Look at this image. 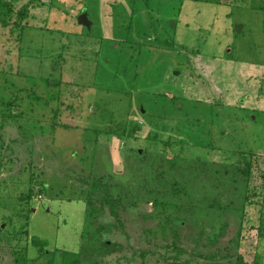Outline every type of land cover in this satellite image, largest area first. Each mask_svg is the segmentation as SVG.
Wrapping results in <instances>:
<instances>
[{"label":"rangeland","instance_id":"374dc122","mask_svg":"<svg viewBox=\"0 0 264 264\" xmlns=\"http://www.w3.org/2000/svg\"><path fill=\"white\" fill-rule=\"evenodd\" d=\"M50 5V10L30 9L35 17H30L20 40L19 31L13 34L0 26V224L6 228L8 219L14 218L2 232L0 264H20L14 251L23 250L25 240H12L10 234L22 228L28 229L29 237L49 240L48 255H38L29 245L28 264H62L59 250L99 244L89 233L100 224L110 225L103 238L117 244L116 253L102 264H164L163 254L204 263V258L191 252L228 245L240 229L244 236L239 246L233 244L235 252L251 259L256 255L264 264V232L259 229L264 224V175L235 183V206L244 203L243 218L236 209L220 213L230 198L225 182L217 196L209 185L212 182L200 184L197 176L202 172L192 167L183 174L186 186L180 188L189 195L178 200L170 190L160 193L168 191L165 198L177 204L165 205L164 196L153 197L151 181L149 190L143 187L149 171L155 176L163 164L161 137L145 136L149 130L177 135L159 129L164 124L161 114L183 113L176 103L183 105L184 113L210 110L220 116L209 126L208 121L194 118L201 124V150L187 151L190 158L198 153L209 161L210 151L220 154L222 149L227 161L241 160L242 152L264 154V0H50ZM84 11L93 23L91 29L78 21ZM162 14H169L174 25V46L171 38L162 35L163 42L155 49L156 56L169 54L158 58L157 63H165L162 69L159 72L149 62L135 65L140 80L131 86L128 81L134 71L125 77L104 66L119 55L111 45L122 44L125 57L135 53L140 42L150 45L162 32L157 21ZM151 23L157 33L145 34ZM120 57L123 64H133ZM113 72L119 84H112ZM171 74L179 77L180 85ZM49 78L55 81L51 84ZM152 82L154 95L139 89ZM121 91L131 92L132 105V98ZM11 103L19 115H10ZM88 106L96 114L91 115ZM166 107L168 111L163 110ZM122 123L126 128L117 127ZM135 123L144 127L131 136ZM169 125L171 129L176 124ZM111 130L121 135H110ZM173 151L168 150L169 157ZM98 176L109 177L113 192L128 204L120 209L119 220L109 212L97 218L89 215L91 208L84 198L94 194H83L81 179ZM201 199L208 203L196 204L194 209L187 206ZM215 199L217 205L208 208ZM208 237L216 243L210 244ZM176 240L188 251L164 248ZM141 251L147 256H139Z\"/></svg>","mask_w":264,"mask_h":264},{"label":"trees","instance_id":"16d2710c","mask_svg":"<svg viewBox=\"0 0 264 264\" xmlns=\"http://www.w3.org/2000/svg\"><path fill=\"white\" fill-rule=\"evenodd\" d=\"M18 1L19 0H16V1L15 0H0V23H1L0 26H2L4 29L9 28V30H11V33L13 34H16V32L19 31L17 38L20 40L23 37L26 27L29 24H31L30 17L31 16L35 17L34 15H32V12H30V9L32 10L35 8L46 7L47 9L50 10L52 6L50 5V0H47V1L45 0H26V2L22 3L21 5L18 4ZM29 6H31V8H29ZM146 15L151 16V14H146ZM167 15L169 14H162V17L157 19V21L159 20L158 23L162 24L161 29H160L162 31L161 33H157L158 29L157 28L155 29V27L153 28V25H154L153 23H151L150 26L146 27V30L144 31L145 34H152L153 32H156L157 35L154 37V39L151 42H149L150 45L148 46H146L144 42H140L139 44H137V46H135L134 48L135 53H131V55L128 54L127 57H125L126 53H124V50H122L123 49L122 44H121V47H118L119 45L118 43H115V42L112 43L111 46L113 48L116 47V51L115 50L114 51L118 53L119 55L116 56V60H112V61L110 60L108 64L104 62L105 64L104 66L108 65L114 68L117 72H120L125 77H128L131 71H134L135 73L132 74L131 77H129L130 79L128 81L129 82L128 84L131 86L132 85L134 86L135 84L138 83V80H140V76L137 73L138 71H136L137 65L141 67L143 64L146 63L148 66V62H149V65L151 64L153 68L157 67L160 72V69H162V66L165 63L164 64L163 62L157 63L159 60L158 58H162L168 53H165V55L157 54L158 56H156L155 49L159 48V44L163 42L162 35L165 37V39H168V40L169 38L172 39L173 41L172 46H174V41H175V36H174L175 28L172 22L168 20ZM150 30H153V31H150ZM167 43H170V42H166V44ZM159 53H161V51ZM230 55H232V52L230 53ZM120 56L124 58V61L127 60L133 64H131L130 66L123 64L122 58ZM167 56H169V54ZM167 56L166 58H168ZM139 59H141V61H138ZM142 60L144 61L142 62ZM133 67H134V70L132 69ZM113 73H112V76H113L114 81L112 84L113 85L119 84L120 78L117 79L116 72H113ZM171 76L173 79L176 80L177 84L180 85L181 81L178 80L179 77L172 75V74ZM48 81L52 84L55 80L52 78H49ZM153 82L145 86H140L139 89L143 87L147 95H154L156 93L154 91V87L156 86V84H153ZM123 93L124 95L126 94L131 97V92L123 91L122 94ZM133 100L134 99L132 98L131 105L133 104ZM167 101L171 103L170 100H167ZM164 104L166 103L164 102ZM11 105H9L8 107V109H10V115L13 117L19 115L20 111L19 113H14L15 105H13L12 103ZM176 105H177L176 109L182 111L183 113L178 117H174L176 112L172 116L161 114L160 121L164 124L159 129L160 131H165V129H168L169 131H172L177 135L175 136L173 135L172 137L170 135H164L165 133H162L161 135L159 134V132H152L149 130L147 132V135L145 136V138L152 139V140H157V137H161V140H159V144L161 146L159 148V151L163 155V157H160V160L163 162V164L160 165L161 170H158L155 176H152L151 172L149 171L148 176L146 178V182L143 183V187L146 190H149L150 187H148V183H150L151 181L152 189H150L149 191L151 195H153V197H156V199H159L160 197L164 196L163 199H166V200H163L165 205L166 203L167 204H177L175 199L171 198L172 199L171 201L170 198H165L168 195V191L165 192L162 196L160 193H163V190H170L177 197L178 200L184 198L185 195H189V192H187L185 189L184 191H181L180 188L182 187L185 188L186 180L184 179L183 174L186 172H190V167H192L196 169L198 172H202V174L199 177L197 176V179L199 180L200 184H202L203 181L208 182V184L212 182L209 185L210 187H212V191L216 192L217 196L219 195V192H220L219 187L221 188L222 186H225L222 184L223 182H225L226 187H227V192L230 194V198L225 202L224 208L223 209L221 208L222 211H220V213L222 214L224 213L226 214L228 212L231 213L232 209H236L237 211L241 212V216L243 218L242 211H244V205H243L244 203L242 202L241 206L239 207L235 206L236 201L234 200V194L237 190L235 183L239 181L240 179L247 182L253 176L264 175L262 173V171L264 170V154H260L254 151L242 152L243 158L241 160L238 159V160H233V161H227L228 154L226 151H223L222 149L221 150L222 152L220 154L219 152L217 153L216 151L215 152L210 151V155H212L213 159L209 161L204 160L203 158L205 156L204 154H198V153H196L190 158L186 154L187 151L193 152L192 151L193 149H196L197 151L201 150V148L199 147V143H198L199 142L198 140L200 139L198 136V131L201 129V124L197 123L195 119H198V121H203V120H205L206 122L208 121V126H209L211 122L216 123L220 119V116L218 115V113L211 112L210 110H208V113H198V112H195L194 110H193V114L184 113L183 105L181 103H176ZM90 107L91 106H88L90 114L91 115L96 114L94 113V110H92ZM167 109L168 107H166V109L163 108L164 111H168ZM56 112H59V110H56ZM140 112H142V110H140ZM53 123L59 125V122L57 121H54ZM172 123H175L176 125L173 128L171 127L170 129L169 124H172ZM124 125L125 124L122 123V126L118 125L117 127L126 128L124 127ZM143 127L144 126L141 125L140 123H135L134 126L131 127V133H132L131 136L134 133L139 132L140 130L142 131ZM116 132L117 131L115 130H111L109 134L117 135V136L121 135V134H116ZM178 135H181V137L180 136L178 137ZM0 137L2 138L1 135ZM170 137H172V139H170ZM152 145H153L152 149H154L156 146H154V144ZM169 149L174 150L173 155L171 157L168 156ZM136 154L138 156H141L139 149L136 150ZM219 155H222V156L218 157ZM186 158H190V161L188 162L187 161L188 159L186 160ZM178 159H181V161L178 162ZM218 179L220 180V182L218 181ZM81 180L83 184V194L84 195H86L87 193L94 194V197L89 198V196H86L84 198L85 202L87 203V207L91 208V210L89 211L90 217L97 218L98 215L101 216L109 212L113 218L119 220L120 209L123 207L126 208L128 204L127 202H125L124 198L121 195L115 194L113 192V186L111 184L109 177L108 178L104 176L88 177V178H83ZM155 180H158V183H154ZM171 184H173L172 187H170ZM218 184H220V186H218ZM199 196H203V195H199ZM182 201L183 200H181L180 203H182ZM215 201H217V199H215L213 203L209 204L208 208H213L214 206H216L217 204L215 203L217 202ZM155 203L157 204L158 202H156L155 200ZM200 203L206 204L208 202H204L202 201V199L197 200V201L193 200L192 202H190V204L188 202L187 206L194 209L195 205L200 204ZM18 214L24 215L21 212H18ZM6 217L7 216H5V218ZM26 217L29 218L28 216ZM8 221L9 223H5L6 228H3L2 226L3 222L0 224V240L2 237V232L7 229V225L13 223L14 218L11 217L8 219ZM227 224H228L227 221H225L224 224H222L223 227L220 232L221 235L225 233L223 229H225V225ZM109 226L110 225L108 224H100L98 226V230L89 233V235L94 236V238H91V239L95 240L98 238L99 244L97 246L93 247L94 244L87 242L82 245L83 246L82 249L79 248L77 250H69V249L59 250L60 262L62 264H82L83 262L91 261L88 264H102L104 258L116 253V249H117L116 242L114 241L110 242L109 239L103 238L104 236L103 232L108 231V229H110ZM259 229L260 231L264 232L263 223L259 226ZM241 232L242 230L240 229V233L237 235V238L234 237L230 239L228 245L217 246L211 252L208 251L206 253H203L200 250L191 252V254L197 257L204 258L205 259L204 263H201L200 261L194 262L192 258H184L181 256L172 255V254H163L162 258L165 260L164 264H260L256 255L254 258L251 259V258H248L246 253L242 251L235 252L233 244L236 243V246L240 245V243L242 242V237L244 236L242 235ZM10 235H11L10 238H12V240L14 239L17 242H22L23 239L25 240L22 242L24 244L23 250L14 251V252H18L19 254V257H17V261L18 262L20 261V264L29 263L28 262L29 245H31L33 248L37 250L38 255L40 256L43 254L48 255L49 240L46 238H41L38 235H33L32 237H29V231L28 229H26V227L24 229L22 228L18 232H15L14 235L13 234H10ZM21 236H24L25 238L23 237L21 239ZM208 241L210 242V244L216 243L214 242L215 240H213L212 237H208ZM178 242L179 241L176 240L172 242L171 244L165 245L164 248L168 251L173 250L175 252H187L188 249L182 247V245H180ZM200 244L201 242H199V245ZM208 248H211V246H208ZM95 254L98 257H95ZM137 254H139V256L143 258L147 256V254L142 251L137 252ZM22 257L25 259L24 263L21 262L24 260L22 259ZM49 264H53L52 261ZM144 264H150V263L145 261ZM153 264H156V263L154 262Z\"/></svg>","mask_w":264,"mask_h":264},{"label":"water","instance_id":"95a60500","mask_svg":"<svg viewBox=\"0 0 264 264\" xmlns=\"http://www.w3.org/2000/svg\"><path fill=\"white\" fill-rule=\"evenodd\" d=\"M78 21L85 25L88 29L92 28V21L88 17V13L86 11L82 12L81 15L78 18ZM238 28L240 29L241 26L239 25ZM174 74H177V72H174Z\"/></svg>","mask_w":264,"mask_h":264}]
</instances>
